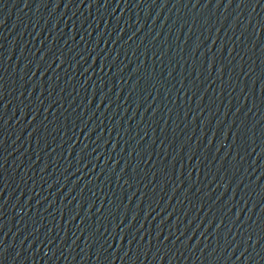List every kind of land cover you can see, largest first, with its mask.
Instances as JSON below:
<instances>
[{
  "label": "water",
  "instance_id": "1",
  "mask_svg": "<svg viewBox=\"0 0 264 264\" xmlns=\"http://www.w3.org/2000/svg\"><path fill=\"white\" fill-rule=\"evenodd\" d=\"M0 264H264V0H0Z\"/></svg>",
  "mask_w": 264,
  "mask_h": 264
}]
</instances>
